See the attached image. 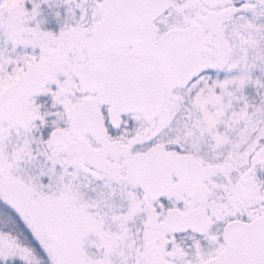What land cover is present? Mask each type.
I'll use <instances>...</instances> for the list:
<instances>
[{
  "label": "snow or ice",
  "instance_id": "obj_1",
  "mask_svg": "<svg viewBox=\"0 0 264 264\" xmlns=\"http://www.w3.org/2000/svg\"><path fill=\"white\" fill-rule=\"evenodd\" d=\"M0 264H264V0H0Z\"/></svg>",
  "mask_w": 264,
  "mask_h": 264
}]
</instances>
